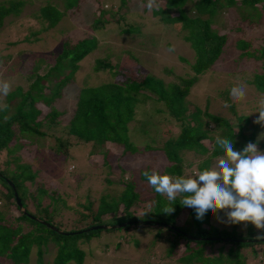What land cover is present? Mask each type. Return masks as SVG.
<instances>
[{
    "label": "trees",
    "instance_id": "trees-1",
    "mask_svg": "<svg viewBox=\"0 0 264 264\" xmlns=\"http://www.w3.org/2000/svg\"><path fill=\"white\" fill-rule=\"evenodd\" d=\"M63 1L64 10L69 9L72 12L78 8L82 0ZM127 1L120 0V5L127 7ZM141 2L145 11L148 0ZM23 4L24 0H0V29L5 18L20 14ZM232 5L264 11V0H162L160 7L151 11L152 16L155 17V21L173 25L181 31L182 40L193 51V62L190 64L193 74L180 76L177 81L165 82L162 77L142 72L139 68L135 72L127 71L119 69L108 59H96L94 68L107 69L115 78L112 81L85 85L78 89L71 116L65 124L66 134L82 142L91 143L94 147L111 143L120 146L123 154L139 153L143 150L130 140L128 124L134 118L136 104L139 96H142L144 99L152 98L161 103V106L155 109V114L150 116L154 118L156 113H166V117L160 116L157 122L161 125L173 122L178 127L176 134L166 135L164 138L157 133L158 139L161 140L156 150L159 149L167 160L163 171L158 174L188 178L196 172L210 169L211 160L224 155L215 143L217 137L233 141L234 150L242 151L249 142H252L263 151L264 127L254 121L259 116L256 111L260 102L264 100V43L258 48L251 47L250 40H241L237 44L241 50L239 57L246 56L258 62V67L252 71L247 85L253 89V95L258 94L261 97L252 95L251 99L255 102L250 103L248 109L244 112L233 111L232 116L225 117L210 112L208 102H205L203 108L194 105L191 109H188L186 102L190 87L219 57L226 41L223 33L212 28L213 19L222 15L221 12ZM95 11L97 18L88 26L99 32L108 22L104 17L107 12L101 6ZM130 11L132 12L126 9L116 20V24L126 23L123 31H134L132 28L134 24L130 23L127 17ZM37 13L36 17L41 23L40 29L45 32L53 29L63 15L57 5L49 1L40 6ZM250 22L253 25L252 18ZM96 47L97 38L93 35L79 38L74 42L63 40L60 51L53 62L46 65L45 72L37 73L43 60L36 59L30 67V72L21 73L25 81L29 82L26 83V87L17 85L7 96L0 99V105H7L5 109L0 110V152L7 153L0 161V264H28L32 253L37 256L36 264H43L42 256L50 243L54 246L53 264H69L72 261L81 264L85 257L81 245L102 231L116 229L121 230L118 232L120 237L130 233L128 240L135 246H138L139 239L133 235L134 230L145 231L150 234L149 237L152 235L148 253L155 252L152 249L157 243L159 249L163 244L166 245L168 257L176 258L182 264H264V240L259 238L264 230L256 229L251 223L244 227V222L241 224L221 222L222 218L227 220L223 210L216 214L206 213L203 220H198L194 209L180 204L182 195L170 203L166 196L156 193L150 185L153 204L149 216L151 222L131 223L137 220L131 219V209L142 202L140 192L131 176L127 179L119 178L118 185L121 187L119 189L102 193L97 199H90L87 196L86 203L80 204L78 218L71 227L62 226L55 220L58 208L56 204L62 202V198L55 190L49 191L41 183L36 184V171L30 164L21 162L15 153L32 144L30 142L36 137L45 134L41 130L43 124L51 126L60 123L59 117L62 113L53 102L59 98L63 87L72 81L79 62ZM0 58L11 59L8 68L17 58L15 72L22 62L17 54L13 57L10 54H1ZM7 70L4 71L8 73ZM219 91V95L225 98L223 94L228 91L221 88ZM224 102H228L233 109V104L227 101V98ZM37 103L48 107L43 115ZM145 127L148 129L150 126ZM21 139H29L30 144ZM57 140L58 145L53 150L58 154L65 153L64 147L70 142L60 138ZM143 147L152 149L150 145ZM100 152L106 159L107 152L101 150ZM190 153L202 159L197 163L196 169L190 170L187 174L185 169L190 168L192 162L185 161ZM145 171L140 173V177L147 181L143 175ZM6 179L13 184L23 210L19 211L13 188ZM29 185H34V188L30 189ZM42 196H48V204H42ZM12 205L15 206L16 212H9ZM170 206H174L175 211L171 214L164 212V209ZM183 211H186V215L181 221L180 214ZM112 217L119 219L113 220ZM122 223L125 225L110 227ZM99 224L108 227L89 229ZM180 231L191 235L192 238ZM162 239H166V243H162L160 241ZM239 239L256 240L247 242Z\"/></svg>",
    "mask_w": 264,
    "mask_h": 264
},
{
    "label": "rangeland",
    "instance_id": "rangeland-1",
    "mask_svg": "<svg viewBox=\"0 0 264 264\" xmlns=\"http://www.w3.org/2000/svg\"><path fill=\"white\" fill-rule=\"evenodd\" d=\"M47 1L57 5L63 15L53 29L45 32L40 29L41 23L36 16L38 8ZM158 2L161 4L162 0ZM127 5V7L121 6L120 0H82L72 13L69 9L64 10L63 0H24L20 14L5 18L0 29V56L10 54L13 57L17 54L22 61L18 71L15 72L17 58L13 60L9 68L11 59L0 58V81H7L11 89L17 85L26 87V83L29 82L25 81L22 74L30 72V67L36 59L43 60L37 73L45 72L46 65L51 64L60 51L63 40L74 42L89 35L97 38V47L79 62L72 81L63 87L61 95L53 102V105L62 113L59 117L60 123L51 126L43 124L41 130L45 134L36 137L33 142L29 139H21L23 142L32 144L15 153L21 162L30 164L36 171V184L41 183L49 191L55 190L62 198V202L56 204L58 208L54 216L62 226H72L81 210L80 204L86 203L87 196L90 199H97L102 193L119 189L121 188L118 185L119 178L129 176L134 179L142 198L141 204L131 209V219L149 220L153 207L152 192L148 182L141 179L140 173L145 170H149L150 173L163 171L167 160L159 149L156 150V147L160 145L159 135L164 138L166 135L178 132V127L173 122L164 123L165 127L164 124L157 122L160 116L166 117V113H156L154 118L150 116L155 114L157 107L161 106L160 102L139 96L134 118L128 124L130 129L128 134L130 140L140 146L143 151L123 154L122 148L118 145L105 143L101 147H94L91 143L82 142L66 134L65 124L71 116L78 89L85 85L112 81L115 78L107 69L96 70L94 68L96 59H108L119 69L127 71L135 72L139 68L142 72L162 77L165 82L177 81L180 76L193 74L190 68L193 62V51L182 40L181 31L173 25L155 21V17L148 8L143 11L141 0H128ZM99 6L106 10L104 17L108 22L102 30L96 32L88 25L97 18L95 10ZM126 9L134 12L130 11L127 15L129 22L134 24L132 32L123 31L122 28L126 23L116 24V20ZM110 13L113 15L111 16ZM221 13L222 15L213 19L212 28L226 36L225 44L219 57L198 76L190 87L186 102L188 109L194 105L203 108L205 102H208L210 112L230 117L233 111L244 112L250 107V103L255 102L251 99L253 89L247 85V80L252 71L257 69L258 62L246 56L239 57L241 50L237 44L241 40H250L251 47L258 48L264 43V11L232 5ZM251 18L253 25L250 22ZM5 69H8V73L4 71ZM241 85L245 87V98L233 102L230 96L231 89ZM220 88L228 91L223 95L233 104V109L228 102H224L225 98L219 95ZM256 96L261 97L258 94L253 95V97ZM3 97L0 95V99ZM37 104L43 115L48 107L41 103ZM226 104L229 106L225 107ZM145 125L150 127L145 129L147 128ZM58 138L70 142L64 147L65 153L58 154L53 150L58 145ZM144 145H150L152 149H144ZM100 150L107 152L106 159ZM6 155V151L0 152V161ZM218 158L211 160L210 169L215 166ZM201 159L200 156L188 154L185 162L191 161L192 165L185 169L186 173L189 174L190 170L194 171ZM106 180L110 182L107 183ZM29 186L30 189L34 188V185ZM41 202L48 204V196H42ZM21 210L23 207L19 208V211ZM11 211L16 212L14 205L10 206L9 212ZM185 215L186 211L180 214L181 221ZM222 220L225 221L226 218ZM120 231V229L102 231L83 243L81 247L85 257L81 264H182L176 258L168 257L166 245L163 244L159 249L157 243L152 249L155 252L148 253L152 235L149 237L150 234L148 235L145 231L135 229L133 232V235L139 239L138 246L128 240L130 233L120 237L118 233ZM164 240L160 241L166 243V239ZM53 256L54 246L50 243L42 256L43 264H53ZM36 260L37 256L32 253L28 264H36ZM69 264L75 263L72 261Z\"/></svg>",
    "mask_w": 264,
    "mask_h": 264
},
{
    "label": "clouds",
    "instance_id": "clouds-1",
    "mask_svg": "<svg viewBox=\"0 0 264 264\" xmlns=\"http://www.w3.org/2000/svg\"><path fill=\"white\" fill-rule=\"evenodd\" d=\"M159 7L158 0H148L149 11ZM10 91L11 85L7 81H0V95L7 96ZM245 95L243 85L233 87L230 92L233 102L243 100ZM6 107L7 105H0V110ZM256 112L259 116L254 123L264 127V100L260 102ZM215 143L224 155L217 159L211 169L196 172L188 178H174L168 174L147 171L143 175L154 191L166 196L170 203L182 195L180 204L194 209L198 220H203L206 213L216 214L223 210L227 220L221 222H244V227L251 223L256 229L264 230V152L252 142L242 151L234 150L233 141L228 138L217 137ZM174 211V206L164 209L169 214ZM259 238H264V232Z\"/></svg>",
    "mask_w": 264,
    "mask_h": 264
},
{
    "label": "water",
    "instance_id": "water-1",
    "mask_svg": "<svg viewBox=\"0 0 264 264\" xmlns=\"http://www.w3.org/2000/svg\"><path fill=\"white\" fill-rule=\"evenodd\" d=\"M7 180V179H6ZM7 182H8V184L13 188V191H14V196H15V202H16V204L20 207L21 206V203H20V200H19V198L17 197V194H16V191H15V189H14V187H13V184L10 182V181H8L7 180ZM134 222H139V223H142V222H145V223H149V222H151L150 220H136V221H131V223H134ZM48 225V224H47ZM120 225H125V223H122V224H114V225H111L110 227L111 228H115V227H118V226H120ZM49 226V225H48ZM51 228H53V229H55L53 226H50ZM108 226H105V225H102V224H99V225H93V226H91L89 229H99V228H107ZM172 228H174V227H172ZM59 232H62V231H59ZM181 232V231H180ZM181 233H183L185 236H187V237H189V238H192V236L191 235H188V234H186L185 232H181ZM209 239H214V237H209ZM240 241H247V242H249V241H255L256 239H254V240H251V239H239ZM261 240V239H260ZM262 240H264V239H262Z\"/></svg>",
    "mask_w": 264,
    "mask_h": 264
}]
</instances>
